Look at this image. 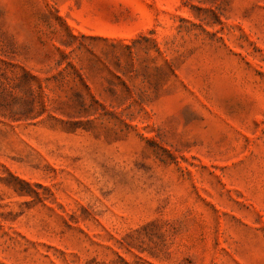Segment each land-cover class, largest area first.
<instances>
[{
	"label": "rangeland",
	"instance_id": "rangeland-1",
	"mask_svg": "<svg viewBox=\"0 0 264 264\" xmlns=\"http://www.w3.org/2000/svg\"><path fill=\"white\" fill-rule=\"evenodd\" d=\"M0 264H264V0H0Z\"/></svg>",
	"mask_w": 264,
	"mask_h": 264
}]
</instances>
